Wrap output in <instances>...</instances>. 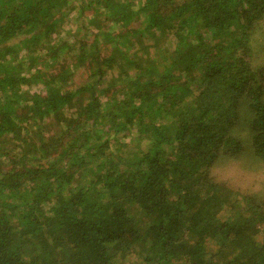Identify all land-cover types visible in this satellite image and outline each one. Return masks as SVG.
Segmentation results:
<instances>
[{
    "label": "trees",
    "instance_id": "obj_1",
    "mask_svg": "<svg viewBox=\"0 0 264 264\" xmlns=\"http://www.w3.org/2000/svg\"><path fill=\"white\" fill-rule=\"evenodd\" d=\"M79 1L0 0V264H264V0Z\"/></svg>",
    "mask_w": 264,
    "mask_h": 264
},
{
    "label": "rangeland",
    "instance_id": "obj_2",
    "mask_svg": "<svg viewBox=\"0 0 264 264\" xmlns=\"http://www.w3.org/2000/svg\"><path fill=\"white\" fill-rule=\"evenodd\" d=\"M135 3L138 2V0H134ZM73 2V5L78 4L80 1L79 0H70V3ZM136 5V4H135ZM136 8V6H135ZM74 10L72 13H69L68 18L62 25V29L60 31V36L61 38L64 39H70L73 37L75 34V29L76 27L81 24L72 21L75 18V15L73 14ZM83 25L86 24L87 22L85 20L82 21ZM109 24L108 26H110ZM136 26V24H135ZM83 27L81 28V31L78 33V38H81L83 35ZM259 37L257 38V43L259 44ZM168 37H165V42L163 44L164 48L170 47L168 43ZM163 43V41H162ZM161 44V43H160ZM133 49V50H132ZM130 50V53L139 52V50L132 47ZM107 52V50L105 51ZM147 55L150 58H156L158 54L156 53V49L152 48L150 51H148ZM143 58H145V55L143 54ZM258 56V55H257ZM137 60V59H135ZM119 71V64L115 63L113 65V69L109 70L108 73L109 75L107 76V79L109 77H114L118 74ZM82 71H77L73 73V77H71L72 82L74 85H77L82 81V77H84ZM73 85V86H74ZM49 128V127H48ZM47 128V129H48ZM240 134H243L241 130H239ZM47 134V133H44ZM130 137V136H129ZM130 141V138H126L124 142L128 144ZM131 142V141H130ZM211 177L213 180L218 181L219 183H222L226 188H228L231 191H242L246 192L248 194H256L257 191H264V162L260 161L258 158H256L254 155L250 154V150L245 152L244 154H239V155H224L222 154L220 158L217 159L216 163L213 164L212 170H211ZM219 200H225L224 194L222 192L218 193ZM229 200V199H227ZM225 200V201H227Z\"/></svg>",
    "mask_w": 264,
    "mask_h": 264
}]
</instances>
